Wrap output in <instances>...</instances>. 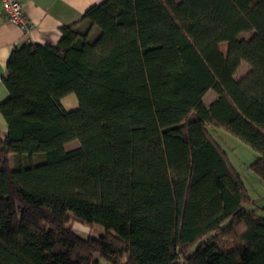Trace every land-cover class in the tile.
<instances>
[{
	"label": "trees",
	"instance_id": "1",
	"mask_svg": "<svg viewBox=\"0 0 264 264\" xmlns=\"http://www.w3.org/2000/svg\"><path fill=\"white\" fill-rule=\"evenodd\" d=\"M60 33L1 76L0 264H264V217L209 131L264 182V0H102Z\"/></svg>",
	"mask_w": 264,
	"mask_h": 264
},
{
	"label": "crops",
	"instance_id": "2",
	"mask_svg": "<svg viewBox=\"0 0 264 264\" xmlns=\"http://www.w3.org/2000/svg\"><path fill=\"white\" fill-rule=\"evenodd\" d=\"M101 1L20 0L26 18L31 25L29 31L25 33L18 26L8 22L3 16L0 7V102L8 96V92L1 82V76L4 73L11 49L13 47H21L26 42L55 45L61 36L60 27L79 23L84 12L90 6L98 4ZM214 97L213 94L209 102ZM61 104L66 111L74 110L78 106L76 97L72 94L62 98ZM6 129V122L0 114V133L5 134Z\"/></svg>",
	"mask_w": 264,
	"mask_h": 264
},
{
	"label": "rangeland",
	"instance_id": "3",
	"mask_svg": "<svg viewBox=\"0 0 264 264\" xmlns=\"http://www.w3.org/2000/svg\"><path fill=\"white\" fill-rule=\"evenodd\" d=\"M252 32L241 33L240 38L249 39L252 36ZM219 48L222 52H226L227 44L225 42L219 44ZM248 66L242 63L236 72L235 78L238 79L245 75L248 71ZM74 95V94H72ZM213 93H208L205 98V102L208 103ZM75 96V95H74ZM210 134L213 139L220 145L222 150L228 157L231 166L238 173L239 177L243 181L248 194L252 200L251 204L248 205L249 209L255 210L257 216L264 217V182L253 172L251 169V163L256 157V153L250 149L245 143L240 141L237 137L221 129H210ZM79 146L77 140L71 141L66 144V149L70 150ZM26 158V159H25ZM30 157H24L23 162L29 161ZM32 158L36 161L39 158L38 155H34ZM18 157H10L11 165L14 166L18 161ZM69 226L80 236L83 237H99L104 234V230L97 225H84L76 221L71 220ZM197 245V244H196ZM195 245V246H196ZM96 258H98L96 256ZM98 264H111L101 258H98Z\"/></svg>",
	"mask_w": 264,
	"mask_h": 264
},
{
	"label": "built area",
	"instance_id": "4",
	"mask_svg": "<svg viewBox=\"0 0 264 264\" xmlns=\"http://www.w3.org/2000/svg\"><path fill=\"white\" fill-rule=\"evenodd\" d=\"M0 7L3 16L8 22L18 26L24 33L31 28L20 0H0Z\"/></svg>",
	"mask_w": 264,
	"mask_h": 264
}]
</instances>
